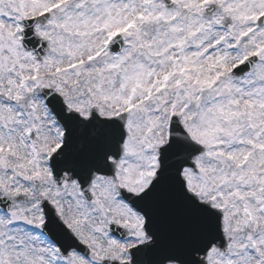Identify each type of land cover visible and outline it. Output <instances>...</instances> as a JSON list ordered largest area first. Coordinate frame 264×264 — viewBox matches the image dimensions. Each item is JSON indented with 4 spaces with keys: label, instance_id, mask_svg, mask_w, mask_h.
Here are the masks:
<instances>
[{
    "label": "snow or ice",
    "instance_id": "snow-or-ice-1",
    "mask_svg": "<svg viewBox=\"0 0 264 264\" xmlns=\"http://www.w3.org/2000/svg\"><path fill=\"white\" fill-rule=\"evenodd\" d=\"M0 264H264V0H0Z\"/></svg>",
    "mask_w": 264,
    "mask_h": 264
}]
</instances>
